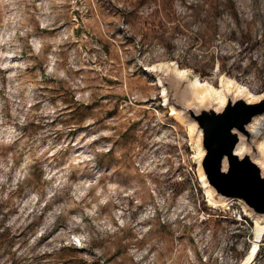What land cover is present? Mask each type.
I'll list each match as a JSON object with an SVG mask.
<instances>
[{"label": "rangeland", "instance_id": "374dc122", "mask_svg": "<svg viewBox=\"0 0 264 264\" xmlns=\"http://www.w3.org/2000/svg\"><path fill=\"white\" fill-rule=\"evenodd\" d=\"M164 63L260 96L264 0H0V264H243L257 227L210 206Z\"/></svg>", "mask_w": 264, "mask_h": 264}, {"label": "water", "instance_id": "95a60500", "mask_svg": "<svg viewBox=\"0 0 264 264\" xmlns=\"http://www.w3.org/2000/svg\"><path fill=\"white\" fill-rule=\"evenodd\" d=\"M161 68L158 74H150L164 80L167 103L180 114L182 123L187 126L195 124L193 139L199 138L200 150L203 151L201 159L197 158V170L203 172V180L214 197L224 199V205L216 207L226 209L238 204L249 213L245 215L243 212L245 217L253 220L255 215L264 222V174L255 164V160L260 158L256 148L259 137L255 138L254 131L247 128L256 123L253 125L257 129L263 122L264 97L258 100L250 98L253 103H247L243 98L250 94L243 90L242 95H235V88H230L231 93H225L226 105L215 111L214 100L207 99L202 103L196 100L193 95L194 79L187 86L181 82L175 87L174 81L187 80L186 74H177L174 69L168 71L166 67L163 72ZM167 72L171 74V80L167 79ZM163 102L166 103L164 99ZM240 146H243V154L237 155Z\"/></svg>", "mask_w": 264, "mask_h": 264}, {"label": "bare ground", "instance_id": "6f19581e", "mask_svg": "<svg viewBox=\"0 0 264 264\" xmlns=\"http://www.w3.org/2000/svg\"><path fill=\"white\" fill-rule=\"evenodd\" d=\"M169 66L165 65V63L164 64H157L156 66L145 68V70L149 73L152 72V73L158 74V71L161 67L168 68ZM174 71H176L177 74H185L186 73V71H184V70L182 71V70L174 69ZM156 78H157V82H158L157 84H158V86L161 87V90H162L163 95L161 97L165 100V102H166L165 106L169 108L171 116L176 120L182 121L180 114L167 103V94H166L165 88H163L164 80L161 79V77H159L157 75H156ZM233 81L228 80V78H225V80L221 82V86L219 85L221 88L215 89V88L207 85L206 83H201V81L199 79L195 78L194 82H193V86H194L193 87V89H194L193 95L195 96L196 100L199 103H202L203 101H205L207 99L214 100L215 102L214 101L213 102L216 105L214 110L220 111L227 103V98L225 97V93L226 94L231 93L230 88H235V90H234V93L236 92L235 95H242L241 93L243 91V88L240 87L239 85H235ZM234 93H232V94H234ZM262 97H264V95L258 96V97L250 95L249 97H246L243 99H245V101L247 103H253V100L250 98H253V99L256 98L258 100L259 98H262ZM232 101H235V99H232ZM253 124L249 125V127H247V128L249 131L250 130L254 131L253 134H254L255 138L259 137V141L256 144V148H257L258 153L260 154V158L255 160V164H257L259 166V168H261V170H263L262 172L264 174V120H263V122H261L259 124L257 129H255V127H254V125L256 123L254 125ZM187 128H188L189 135L192 136L193 130H195V124L189 123ZM195 141H196L197 154H198V157H200L199 158V160H200L201 157L203 156V151L200 150L201 148H200V143H199L198 137H197V139H195ZM242 150H243V146H240L237 150V155H242L243 154ZM198 171H199L198 175L200 176L201 185H202L203 189L205 190V194L208 197V200H209V203L211 204V207H216L217 205H224V202H223L224 199L219 197V196L217 198L214 197L213 192L207 186L206 182L203 180V177H204L203 172L201 171V169H198ZM231 206H233V205H231ZM241 209H242V212H245V215H249V213L244 209V207H241ZM238 216H239V219H241V216L240 215H238ZM237 219H238V217H237ZM253 221L255 222V225L257 227L256 236H255V239L253 241L251 250L248 253L247 257L245 258V261L243 262V264H250L251 263L253 257L255 256V253H257V249H258V245H259V239L264 234V222H262V220L259 219L255 215L253 217Z\"/></svg>", "mask_w": 264, "mask_h": 264}, {"label": "built area", "instance_id": "2783aa9c", "mask_svg": "<svg viewBox=\"0 0 264 264\" xmlns=\"http://www.w3.org/2000/svg\"><path fill=\"white\" fill-rule=\"evenodd\" d=\"M237 217H238V219H239V216H238V214H237ZM239 220H241V219H239Z\"/></svg>", "mask_w": 264, "mask_h": 264}]
</instances>
